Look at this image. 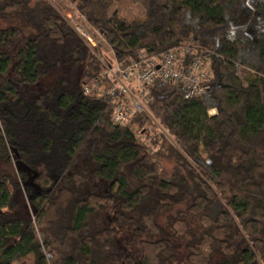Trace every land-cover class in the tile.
<instances>
[{"label":"trees","instance_id":"1","mask_svg":"<svg viewBox=\"0 0 264 264\" xmlns=\"http://www.w3.org/2000/svg\"><path fill=\"white\" fill-rule=\"evenodd\" d=\"M69 1L122 63L194 40L210 90L157 82L116 125L54 7L0 0V264H264V0Z\"/></svg>","mask_w":264,"mask_h":264},{"label":"built area","instance_id":"2","mask_svg":"<svg viewBox=\"0 0 264 264\" xmlns=\"http://www.w3.org/2000/svg\"><path fill=\"white\" fill-rule=\"evenodd\" d=\"M79 15L80 18H76L73 13H67L65 21L96 55L99 47L85 32L84 25L97 30L89 25L85 16ZM111 52V62L96 55L102 69L98 78L84 86V93L98 97L111 95L116 125H129L137 114L151 117L148 110L151 88L157 82L183 87L189 97H200L210 90L213 78L210 56L200 52L194 40L157 55L142 51L135 60L127 63L119 62Z\"/></svg>","mask_w":264,"mask_h":264},{"label":"rangeland","instance_id":"3","mask_svg":"<svg viewBox=\"0 0 264 264\" xmlns=\"http://www.w3.org/2000/svg\"><path fill=\"white\" fill-rule=\"evenodd\" d=\"M28 1H29V6L34 9L38 7L39 3L43 0H28ZM46 1H48L54 7V9L63 17L64 20L66 18L65 16L67 13H73L76 18H80V15L76 13L77 11L76 6L72 4L69 0H46ZM116 8H118L119 10L120 17L126 20H132L136 18L140 19V18H143L145 15V11L141 6L131 4L128 0H117ZM4 26L5 24L1 22L0 20V28H3ZM84 30L92 38V41L94 42L95 46L98 45L99 47V49H97L98 51H95L97 52L96 55L102 56L104 61L107 60L111 62L112 57H113L112 52H111L112 50L107 45V42L102 36V34L98 31L96 32L93 29H90L88 25H84ZM152 119H153V122L155 123V128L158 130H161L163 133L166 134V132H164L162 128L160 127L159 123L155 121L154 118ZM152 131H153L152 133L156 132L155 129ZM162 165L167 175L168 176L172 175L175 169L174 165L170 164V161H163ZM104 222H109V221L107 219H104ZM119 245L121 248H123L124 242L121 240ZM32 262H33V258L30 257L26 259L25 261H21V264H32Z\"/></svg>","mask_w":264,"mask_h":264}]
</instances>
